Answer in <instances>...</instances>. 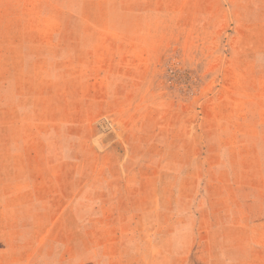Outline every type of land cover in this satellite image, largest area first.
<instances>
[{
  "label": "rangeland",
  "instance_id": "obj_1",
  "mask_svg": "<svg viewBox=\"0 0 264 264\" xmlns=\"http://www.w3.org/2000/svg\"><path fill=\"white\" fill-rule=\"evenodd\" d=\"M0 264H264V0H0Z\"/></svg>",
  "mask_w": 264,
  "mask_h": 264
}]
</instances>
